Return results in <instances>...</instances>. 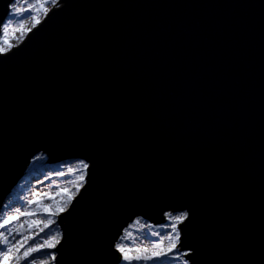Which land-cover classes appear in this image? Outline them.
Instances as JSON below:
<instances>
[{"label":"water","instance_id":"obj_1","mask_svg":"<svg viewBox=\"0 0 264 264\" xmlns=\"http://www.w3.org/2000/svg\"><path fill=\"white\" fill-rule=\"evenodd\" d=\"M39 153L88 165L55 264L177 213L191 264H264V0H59L0 52V213Z\"/></svg>","mask_w":264,"mask_h":264},{"label":"rangeland","instance_id":"obj_2","mask_svg":"<svg viewBox=\"0 0 264 264\" xmlns=\"http://www.w3.org/2000/svg\"><path fill=\"white\" fill-rule=\"evenodd\" d=\"M58 1L59 0H56V3L53 4L51 0H34V2L43 4V8L46 9L56 6ZM47 12L46 10L44 12L41 10V17L38 18L39 21L42 20ZM44 156H46V158L43 160ZM80 163L81 162H60L51 164L49 163V156L46 153H39L31 160L24 178L17 188H15L12 196L5 203L4 209L0 213V224H4V221L8 220L9 217H18L16 220H10L9 224L5 227L0 228V233H3L13 246L12 252L9 253V264H32L33 260H35L36 264H55V259H51L52 255L56 257L53 251L55 248L42 249L41 252L33 253L32 256L27 259H20L19 261H17L16 257H23L25 249L28 248L29 245L43 243L49 236L55 237L59 242L61 241L62 232L58 225V215L68 208L70 203H66L67 196L74 192V198L78 193L76 188L81 183L76 178L77 175H79L78 172L69 175L67 174V170L69 168H77ZM59 172H64L65 175H57ZM69 181H72V183H69ZM84 182L85 177L82 183L84 184ZM57 193H61V195H57ZM61 207L65 210L59 212L58 215H53V213L57 212ZM16 209H19L20 212L18 213ZM20 213H32V215H21ZM182 214L184 213L168 214L166 217L167 223L165 225H150L141 218H136L130 223L128 227L124 229L118 242L121 241L122 236L130 232L132 237L129 240L123 241L125 245L132 247L134 241L136 247H147L151 249L153 243L162 240L161 247L152 249V251H162L165 253L164 255L153 257L150 260L133 261L132 264H191L185 258V253L180 251L179 243L171 253L167 251L171 247V241L168 237L172 234L171 224L173 220L170 217ZM49 216H51V219H49ZM45 224H48L49 227L41 232L40 229L44 228ZM29 225H31V228H29ZM8 228H11L12 231L9 232L7 230ZM125 230H127V232ZM155 233H159V235L157 236ZM29 236H32L34 239L29 240L28 244L21 248L20 245L23 244L24 240ZM0 239H2V237H0ZM16 248H20V251L16 252ZM0 251H7V246L0 243ZM120 254L121 259L117 264H129V262L123 260L122 253ZM130 254L135 255L136 253L133 251ZM151 254V251L147 253V255L150 256ZM0 264H4L3 257H0Z\"/></svg>","mask_w":264,"mask_h":264},{"label":"snow or ice","instance_id":"obj_3","mask_svg":"<svg viewBox=\"0 0 264 264\" xmlns=\"http://www.w3.org/2000/svg\"><path fill=\"white\" fill-rule=\"evenodd\" d=\"M51 2L53 4L56 3V0H51ZM41 7H43V4H41ZM14 8V11H16V13L19 15L21 13V9L19 8ZM40 21L38 18H33V27H35L36 24H38ZM12 28V32L13 34L17 31L21 32L22 35H25L28 31H30V29H25L24 24L23 23H17L15 25H4L3 26V38L2 40H0V43L7 45V47H0V52H6L8 51L11 47H13L14 45H12L9 41L11 38H15L14 35L10 37L9 35V28ZM88 165L84 164L83 162H81L77 168L73 169V168H69L67 170V174L71 175L73 173L78 172L79 175H77V179L81 182L77 188L76 191H79V188L83 186V181H84V177H85V170L87 169ZM57 175H65L64 172H59L57 173ZM69 183H72V181H69ZM57 195H61V193H57ZM75 195V193H71L67 196V202L66 203H71L73 196ZM47 210V209H45ZM65 209L63 207L59 208L57 212L53 213V215H58L59 212L64 211ZM16 211L19 213L20 210L16 209ZM21 215H32V213H20ZM173 220V223L171 224V229H172V234L169 235L168 239L171 241V247L167 250L168 253H171L173 249H175L177 247V244L179 243V239H180V230L178 228V224L183 222L186 218H187V213H184L182 215H178V216H174V217H170ZM18 219L17 216H12L9 217L8 220L4 221V224H0V228L5 227L6 225L9 224L10 220H16ZM49 219H51V216H49ZM49 225L45 224L44 228H41L40 231L43 232L45 228H48ZM29 228H31V225H29ZM9 232L12 231L11 228L7 229ZM127 232V230H125ZM38 235V234H37ZM155 235H159V233H155ZM0 237H2V239H0V243L4 244L5 246H7V251H0V257H3L4 259V264H9V253L12 252L13 250V246L10 244L8 238L6 236L3 235V233H0ZM132 237V234L129 232L127 235L122 236L121 237V241L118 242L115 247L116 249L122 253L123 255V260L129 262V264H132L133 261H142V260H150L153 257L156 256H161L164 255L165 253L162 251H152V249H157L161 247L162 244V240L160 242L157 243H153L151 246V249L144 247V248H140V247H136L135 243L133 241V246L129 247L127 245H125L123 243V241L125 240H129ZM34 238L32 236L27 237V239L24 240V243L20 245L21 248H23L25 245L28 244L29 240H33ZM59 243V240L56 239L55 237L49 236L48 239L44 240L43 243L40 244H34V245H29L28 248L25 249L24 252V256L23 257H16L17 261H19L20 259H27L28 257L32 256L33 253H38L41 252L42 249L48 248H55L56 244ZM16 252L20 251V248H16L15 249ZM133 251H135V255H131L130 253H132ZM151 251L152 254L147 255V253ZM52 260L55 259V256L52 255L51 257ZM32 264H36L35 260L32 261Z\"/></svg>","mask_w":264,"mask_h":264},{"label":"trees","instance_id":"obj_4","mask_svg":"<svg viewBox=\"0 0 264 264\" xmlns=\"http://www.w3.org/2000/svg\"><path fill=\"white\" fill-rule=\"evenodd\" d=\"M13 6L15 8H19L22 10L19 15L16 13V11H14ZM43 7H41L40 3L34 2V0H16L15 3L11 6L10 14L4 25H15L19 22L24 24L25 29H30L31 26L33 25V18L41 17L40 16L41 10L44 12L45 10L49 11L53 8V7H48L46 9ZM9 35L10 37L13 35L15 37V38H11L9 41L12 45H16L23 36L19 31L13 34L11 27L9 28ZM2 38H3V27H2V35L0 40H2ZM1 47H7V45L1 43Z\"/></svg>","mask_w":264,"mask_h":264},{"label":"bare ground","instance_id":"obj_5","mask_svg":"<svg viewBox=\"0 0 264 264\" xmlns=\"http://www.w3.org/2000/svg\"><path fill=\"white\" fill-rule=\"evenodd\" d=\"M46 158V156H44L43 160ZM167 217V216H166Z\"/></svg>","mask_w":264,"mask_h":264}]
</instances>
